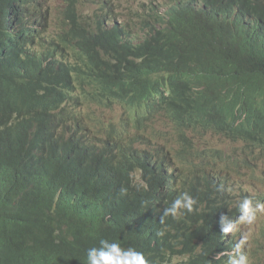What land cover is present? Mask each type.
Returning <instances> with one entry per match:
<instances>
[{
    "label": "trees",
    "instance_id": "trees-1",
    "mask_svg": "<svg viewBox=\"0 0 264 264\" xmlns=\"http://www.w3.org/2000/svg\"><path fill=\"white\" fill-rule=\"evenodd\" d=\"M100 3L93 16L65 0L51 39L65 37L52 41L41 36L51 5L0 0V264H172L182 252L197 258L184 264H215L226 241L241 248L218 226L216 206L203 213L238 206L226 188L206 202L204 181L184 186L176 172L115 148L121 138L71 135L67 123L81 115L69 101L124 97L135 115L168 111L181 135L215 131L264 149V0H151L127 19ZM77 85L93 91L83 97ZM155 193L158 213L149 206Z\"/></svg>",
    "mask_w": 264,
    "mask_h": 264
},
{
    "label": "bare ground",
    "instance_id": "bare-ground-1",
    "mask_svg": "<svg viewBox=\"0 0 264 264\" xmlns=\"http://www.w3.org/2000/svg\"><path fill=\"white\" fill-rule=\"evenodd\" d=\"M42 1L44 3L45 7L50 6V4H52V2H53V0H42ZM89 1H91V0H86L85 2L83 0H78L79 11L82 15L84 13L81 10L84 7H86V5L89 3ZM95 1H96L95 2V6H96L95 9L101 11L102 4L100 3V0H95ZM106 2L108 4L109 9L111 10L110 4L112 1L106 0ZM81 5H83V6L81 7ZM65 7H66L65 0H62V7H61V9L58 10V12H61L63 17H64L63 10L65 9ZM53 10H54V8L49 7L50 12H53ZM103 13L106 14V11H104ZM109 13H110V11H109ZM4 17H6V15ZM62 19L63 18H61V19L59 18L60 21ZM95 23H93L91 25L95 26ZM23 27H24V29L27 28V24L24 23ZM14 28H16V27H14ZM46 30L47 31L45 33H42L41 36L50 40L56 34L55 32L58 31V28L57 27L52 28L50 25H48V28ZM103 33H104V31L102 32V34ZM64 37H65V33H61L57 37H54L51 40L52 41H59ZM100 37H101V35L97 36L95 34H92L91 40H99L100 41L101 40ZM51 53H49V55H48L49 57L54 56V53H53V55H51ZM75 89L78 90L80 93H82L83 97L88 96L93 91L92 87L83 86V85H77L75 87ZM106 98L109 99V95H107ZM129 101L130 100L128 98L119 97L113 103L111 100L105 102L106 103L105 105H101L98 103H92V102H80V103L89 104L90 106L96 105L100 108H106L102 114L104 117V121L102 122L103 118L93 117L91 121H94L95 125L93 126V128L86 130V129H84V127H85V124H87V121H86V118L84 116V111L79 112V110H77V106L79 103L76 100H70L69 103L74 104V106H70L68 108L74 107L72 109L76 110L77 113H80L81 116L78 117L76 120L69 121V123H67V128L69 129L71 135L77 134V136H81L80 135L81 132L91 133L94 137L95 143H97V142L105 143V141L107 139H109L110 137L121 138V141L117 145H115V148L121 149V150L128 152V153H130L132 151H136V155L141 161L142 160L146 161V160H148V158H150L149 161L151 164L157 162L159 164V166L154 165L155 169H158V170L168 169L172 172H176L178 174L179 181L184 186H192V185H189L187 183V179H192V180L201 179V181H204L203 187L212 188V191L208 193L209 199L206 202L211 203L212 201H216V200L221 201L219 199V197H217L218 194L220 193L221 189H222L221 185H220L221 177L218 178V182H217L216 178L210 174V172L213 170L214 167L210 166L209 162L201 159L197 153L188 152L184 155L171 154L169 158H165V151H163L162 146L160 144L155 145L154 149L146 148L152 141L153 123L162 119V118L167 119L169 117V112L166 110H159V111H155V112L151 113V112H149V110H143L141 114L135 115L133 112L128 111V109L132 106L129 103ZM76 103H78V104L75 105ZM115 105L122 107V108H119V110L121 111V114H119V116L115 111L109 112V108H113ZM74 114H76V113L74 112L72 114L73 117H74ZM151 114H152V118L146 119V117L150 116ZM56 118L57 117L55 116L54 119L57 120ZM58 119L63 120L61 118H58ZM52 128H55V130H56L54 123H52ZM71 135L64 136V139L68 140V139L73 138ZM146 135H148V138H146ZM59 136H62L61 133H56L55 141H58L57 139L59 138ZM17 141H19V140H17ZM88 143L90 146L92 145L90 142H88ZM25 148L30 150L29 146L25 145ZM79 149H82L80 143H79ZM55 153H62V151L57 149L55 151ZM72 156L74 158H76L77 160H79L80 162L86 163V159L84 157H82L80 155V153L74 152L72 154ZM149 168L154 169L151 166L148 167L147 169H149ZM133 169L136 171H145L146 170L143 167H140L138 165H134ZM138 174H139V172H138ZM186 188H187V193L190 191H196L197 192V190H195L194 188H191V187H186ZM198 192H199V190H198ZM160 198H161L160 195L159 194L157 195L156 193H155V197H153V195L150 196L149 206L150 207L154 206V212L155 213H158L160 211V204H162ZM252 198H249V200H251ZM167 202L168 201L165 200L164 204H167ZM215 206L217 208L216 209V215L219 219L218 222L220 223V227H223V226H221V223L224 222L226 214L220 215V213H219L223 208H225V206L222 205V202H220V204H215L214 206L209 207L203 213H204V215H210L212 213L213 207H215ZM256 207H258V205H257V203H255V201L254 202L252 201V203L251 204L249 203V205H248V208L250 210H251V208H256ZM251 212H253L254 214L257 213L256 210H254V209L251 210ZM165 213H169V210H165ZM234 222H235V219H233L232 224ZM157 223L158 222H156L155 224H157ZM223 228L225 229V227H223ZM153 229L155 230V228H153ZM237 234L239 236H241V231L239 230V232ZM256 237L257 236L255 234L251 238V241H253L254 244L251 242L250 250L253 249V250L257 251V246L259 243L255 242ZM233 238L237 243V240L239 239V237H238V239H236L235 235H234ZM226 242L227 243H225V246L223 248L224 252L223 251L220 252V254H222L223 256L231 255L232 257L235 258L238 256L239 253H241V250L244 249V246L242 245V243L241 244L237 243V246L241 245V248L239 247L240 250H237L234 247V245H231L229 243V241H226ZM248 244H249V242L244 243V245H248ZM229 251L231 253H229ZM246 251H247V249H244V252H246ZM214 257H215V254H214ZM174 260L189 263V262L196 261L197 258H195L193 256L192 252H187V253L182 252V253L178 254L177 256H175ZM239 264H243V262H239Z\"/></svg>",
    "mask_w": 264,
    "mask_h": 264
},
{
    "label": "rangeland",
    "instance_id": "rangeland-1",
    "mask_svg": "<svg viewBox=\"0 0 264 264\" xmlns=\"http://www.w3.org/2000/svg\"><path fill=\"white\" fill-rule=\"evenodd\" d=\"M84 2L86 0H83ZM112 1L113 6V14L112 19L117 17L119 19H127V14H131L134 11L137 10H144L147 9L150 4L151 0H107ZM167 0H159V2L163 3ZM95 0L89 1V3L84 7L81 11L84 13V15H95ZM54 8V12L52 14V18L50 20V26L52 28H56L57 25L60 23L59 18H63V15L61 12H58L59 9L62 7V0H53L52 4H50ZM83 5H81L82 7ZM137 18H135V22H137ZM79 105L82 106H90L86 103H79ZM70 106H74V104H70ZM69 106V107H70ZM91 110L84 113V116L86 118L87 124H85L84 129L88 130L93 128L95 125L94 121H91L93 117H100L103 118L102 122L104 121L103 112L106 108H100L96 105H91ZM119 108H122L121 106L115 105L113 108H109L110 111H115L118 116L121 114V111ZM77 110L82 111V109L77 107ZM120 111V112H119ZM172 129L170 123L162 118L156 122L153 123V129H152V141L151 143L146 147L149 149H154L155 145H158L159 143L163 142V139H171L172 136ZM146 138H148V135H146ZM201 143L208 147L213 148V150H216V148H219L221 152L223 153H229L231 154L235 159L232 160L230 165H233L232 163L237 159L241 166L237 169V171H234L233 169H229L227 171L228 175L230 176V181L234 182L237 190L241 195L246 196H252L254 200L258 201V207L251 208V210H256V214L252 212L253 218H250L248 220H245V229L243 230L242 227L235 225L231 226V232H239L241 231V235L243 233V238L237 234V237L235 236L238 244H241L247 238L251 239L253 235L261 232L263 230L264 232V160L262 161L261 166L257 170V172H254L250 169V166H253L254 160L252 159V155H248L247 150L244 147V144L242 142H227L223 138L215 135V134H203L200 138ZM249 204V203H248ZM248 204L246 207L248 208ZM238 229V230H237ZM260 237L262 240H264V234H260ZM241 238V239H240ZM257 238V237H256ZM251 242L249 241L248 245H242L244 246V249L250 250ZM254 244V243H253ZM264 248V242L260 241V244L257 246L258 249ZM248 251L245 252V254H249Z\"/></svg>",
    "mask_w": 264,
    "mask_h": 264
},
{
    "label": "clouds",
    "instance_id": "clouds-1",
    "mask_svg": "<svg viewBox=\"0 0 264 264\" xmlns=\"http://www.w3.org/2000/svg\"><path fill=\"white\" fill-rule=\"evenodd\" d=\"M82 111L84 113L91 110L90 106L81 107ZM170 125L171 129L173 131L171 139H163L162 143H159L162 146V149L165 150V152L169 151L171 154H179L184 149H187L186 145L191 144L190 152H195L199 155V157L207 162H209L210 166L214 167L213 170L210 172L212 174L217 182L218 178L221 177V188H226L225 195L232 197L233 200L237 203L238 206H229V210L226 213L224 222L221 223V226L225 227V230L228 232V234H233L237 237V232H231V226L235 225L236 227H242V229H245V220H248L250 218H253L252 212L249 208L245 207L250 202L259 204L257 200H254L252 196H246L241 195L239 191L237 190V187L234 182L230 181V176L228 175L227 171L229 169H233L234 171H237V169L241 166V163L236 159L232 164L230 165L232 160L235 159L231 154L229 153H223L219 148H216V150H213V148H208L204 146L200 138L203 134L207 135L209 133L215 134L221 138H223L227 142H242L244 144L245 149L248 152V155H252V159L254 160L253 166H250V169L254 172H257L259 167L262 164V161L264 160V149L262 148H251L248 142L245 140H233L230 138H227L226 136H223L221 134H218L215 131H205L203 129H196V130H183V135L180 134V131L178 130V126L174 124V122L168 117L166 119ZM206 156H218L216 159H209L206 160L202 157ZM264 195V194H263ZM249 198H252L249 200ZM249 205V204H248ZM238 215V218L233 224L234 216ZM222 217V216H221ZM219 221V219H218ZM218 226L220 227V223L218 222ZM264 229V228H263ZM260 234H264L263 230L258 233H256V240L263 241L260 237ZM241 238H243V233L241 235ZM240 238V239H241ZM251 239L247 238L242 243L249 242ZM255 240V242H256ZM248 251V250H247ZM187 253V252H186ZM245 253V252H244ZM244 253H239L237 257H232L231 255L223 256L220 253L215 254V264H239V262H243V264H264V248L256 250H249L248 255ZM186 262L182 261H176L174 260L172 264H184ZM159 264V263H156ZM163 264V263H160ZM211 264V263H209Z\"/></svg>",
    "mask_w": 264,
    "mask_h": 264
}]
</instances>
